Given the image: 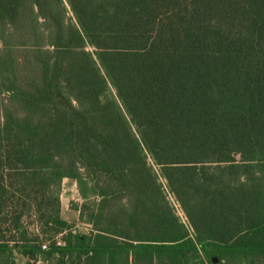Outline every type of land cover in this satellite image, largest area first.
Segmentation results:
<instances>
[{"label": "trees", "instance_id": "obj_1", "mask_svg": "<svg viewBox=\"0 0 264 264\" xmlns=\"http://www.w3.org/2000/svg\"><path fill=\"white\" fill-rule=\"evenodd\" d=\"M255 234L264 0H0V264H264Z\"/></svg>", "mask_w": 264, "mask_h": 264}, {"label": "rangeland", "instance_id": "obj_2", "mask_svg": "<svg viewBox=\"0 0 264 264\" xmlns=\"http://www.w3.org/2000/svg\"><path fill=\"white\" fill-rule=\"evenodd\" d=\"M88 50L89 51H92L90 48H88ZM236 159H238V157L236 156ZM154 169L156 170V171H158V168L157 167H155L154 166ZM74 192H75V189L74 188H72L71 186H68V185H66L65 184V186L62 188L61 187V191H60V196L62 197V199H63V202L65 201V200H71L70 198L73 196V194H74ZM60 198V197H59ZM168 198H169V200H170V202L172 203V205L175 207V211H176V213H177V215L180 217V219L182 220V222H184L185 223V219H184V216H183V213H182V211L180 210V208L178 207V205H177V203L175 202V200L173 199V197L171 196V195H168ZM79 202H81V201H78V202H75V201H69V204H68V206H69V211H76L75 209H74V206L75 205H78L79 204ZM68 221H70L68 224L70 225V227L72 228L74 225L76 226V224L78 223V222H76V221H74V222H72V220H71V218H68L67 216H64ZM23 229L26 231L27 230V232H28V234H29V237H37V236H39V238H40V240H50L51 238H52V233L50 232H46L45 231V229H42V232H43V234H42V232H41V230L40 229H38L37 227H36V223H35V217H34V215H33V213H27L26 215H25V219H24V222H23ZM76 228V230H78V232H77V234H83L85 231H84V228L83 227H81V226H79L78 224H77V227H75ZM45 231V232H44ZM9 237H14V239H19V235L17 234V233H15V232H13V233H11L10 235H9ZM57 238H60V237H57ZM242 240H243V238H242V236L241 237H239V239H238V243L240 242H242ZM44 242V241H43ZM252 242H254V243H257V244H259V243H263L264 242V239L262 238V236H260V235H258V234H255L252 238H251V240H250V243H252ZM49 242H44L43 244H48ZM12 263L13 264H28V261H27V259H25V258H23V257H21L20 255H18L17 253H14V255H13V258H12ZM30 264H32V263H30ZM36 264H46V263H43V262H41V261H38Z\"/></svg>", "mask_w": 264, "mask_h": 264}, {"label": "crops", "instance_id": "obj_3", "mask_svg": "<svg viewBox=\"0 0 264 264\" xmlns=\"http://www.w3.org/2000/svg\"><path fill=\"white\" fill-rule=\"evenodd\" d=\"M65 184L68 185V186H71L72 188H74L75 192H74L73 196L70 198L71 200H65L64 202H63L62 197L60 196V217H61L62 220H64L67 223H69L70 221H68L64 216H67L68 218H71L72 222H74V221L78 222L77 224L84 228L85 232L83 234H88L89 231H90V227H89L88 224L81 223L79 221V213H78V211H72V210L69 211V206H68L69 201H75V202L81 201V199H80V197L78 195L77 189H76V183L73 180L64 179L62 181L61 187L63 188L65 186ZM80 203L81 202H79V204ZM77 224H76V226L74 225L72 228L77 227Z\"/></svg>", "mask_w": 264, "mask_h": 264}, {"label": "built area", "instance_id": "obj_4", "mask_svg": "<svg viewBox=\"0 0 264 264\" xmlns=\"http://www.w3.org/2000/svg\"><path fill=\"white\" fill-rule=\"evenodd\" d=\"M70 231H71L72 234H77V232H78V230H76V228H72ZM78 233H79V232H78ZM56 244H57V245H61V244H62V241H61L60 238H57V239H56ZM43 248H45V246H43Z\"/></svg>", "mask_w": 264, "mask_h": 264}, {"label": "water", "instance_id": "obj_5", "mask_svg": "<svg viewBox=\"0 0 264 264\" xmlns=\"http://www.w3.org/2000/svg\"><path fill=\"white\" fill-rule=\"evenodd\" d=\"M214 261H216V260L214 259Z\"/></svg>", "mask_w": 264, "mask_h": 264}]
</instances>
